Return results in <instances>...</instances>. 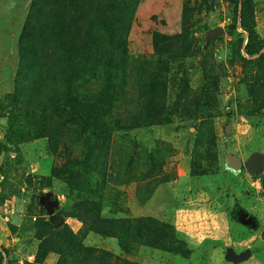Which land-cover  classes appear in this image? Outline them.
<instances>
[{
    "label": "rangeland",
    "instance_id": "374dc122",
    "mask_svg": "<svg viewBox=\"0 0 264 264\" xmlns=\"http://www.w3.org/2000/svg\"><path fill=\"white\" fill-rule=\"evenodd\" d=\"M255 152L264 0H0V264H264Z\"/></svg>",
    "mask_w": 264,
    "mask_h": 264
},
{
    "label": "trees",
    "instance_id": "16d2710c",
    "mask_svg": "<svg viewBox=\"0 0 264 264\" xmlns=\"http://www.w3.org/2000/svg\"><path fill=\"white\" fill-rule=\"evenodd\" d=\"M50 2H53V0H49V3ZM114 9H115V2H114V4L112 3V4H110V6L106 9V11H105V14H104V17H102L101 18V20H102V22H103V24L109 29V30H111V26H112V23H114V22H116V21H118L117 19H116V17H115V14H114ZM122 29V28H121ZM120 29V30H121ZM90 37H92V42L90 43V44H94L95 42H96V40H97V37H98V35H96V34H94V33H92V32H88V34H87V36H86V38H85V40H84V42H86V43H88L89 42V39H90ZM108 44H109V42H108ZM101 43H100V47H99V49L101 48ZM106 46H107V43H106ZM117 49V48H116ZM118 50V49H117ZM119 51V50H118ZM113 55H114V53L112 52L109 56H110V58L112 59V60H110L112 63H113ZM118 55L119 54H117L116 53V56L118 57ZM100 57H103V55H99ZM72 110H74L73 108H72ZM74 113H75V111H74ZM79 113H80V115H81V112L79 111ZM82 116V118L80 119V120H75V121H77L79 124H83V123H85L86 121H85V119L87 118V116H85V115H81ZM73 118H77V117H73ZM87 124V123H86ZM85 164V162L84 161H78L77 162V165L78 166H81L82 168H84L83 167V165ZM85 176H83L82 178H84ZM83 180H85V179H83ZM82 180V181H83ZM148 220H150V221H153L152 219H148ZM136 221V220H135ZM115 222L116 221H114V222H112L111 224H115ZM120 222V224H116V226L119 228V227H129L128 226V222H130L129 220H123V221H119ZM151 226H153L152 224H149V225H147V226H143L142 228L144 229V230H146L145 232L146 233H149V234H153V233H156V228H154V227H151ZM118 236V238L121 240V244H122V247H123V249L126 251V252H129L128 250H127V247H126V244L124 243L125 241H124V239L123 238H126L123 234H119V235H117ZM155 236V235H154ZM158 236H162V232H159L158 233ZM86 251H87V256L88 257H90L91 255H93V256H95V257H97V258H99V259H101V261L103 262V264H115V261H116V259L114 258V255L113 254H111V253H108V252H106V251H100V253H96L95 251H97V250H95V249H92V248H86ZM90 255V256H89ZM127 264H130L129 262H127Z\"/></svg>",
    "mask_w": 264,
    "mask_h": 264
},
{
    "label": "water",
    "instance_id": "95a60500",
    "mask_svg": "<svg viewBox=\"0 0 264 264\" xmlns=\"http://www.w3.org/2000/svg\"><path fill=\"white\" fill-rule=\"evenodd\" d=\"M217 34L222 33V30L219 29L216 32ZM229 162L234 166V167H240L242 165V160L235 156V155H230L229 156ZM249 166L252 168L254 172H260L264 169V154L261 152H255L253 153L248 161ZM250 255V252L247 251V253L239 256L236 258L237 261L242 260L247 258Z\"/></svg>",
    "mask_w": 264,
    "mask_h": 264
}]
</instances>
